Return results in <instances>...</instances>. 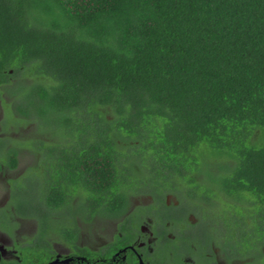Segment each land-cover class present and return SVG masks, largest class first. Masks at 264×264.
I'll return each instance as SVG.
<instances>
[{
	"label": "trees",
	"instance_id": "1",
	"mask_svg": "<svg viewBox=\"0 0 264 264\" xmlns=\"http://www.w3.org/2000/svg\"><path fill=\"white\" fill-rule=\"evenodd\" d=\"M0 100L41 133L36 163L8 180L9 223L40 225L23 260L76 195L69 241L78 218L122 217L131 195L179 189L200 204L215 187L231 216L193 205L198 223L228 261L264 264V0H0ZM5 139L0 173L24 143ZM28 171L43 183L33 201L17 194Z\"/></svg>",
	"mask_w": 264,
	"mask_h": 264
},
{
	"label": "flooded vegetation",
	"instance_id": "2",
	"mask_svg": "<svg viewBox=\"0 0 264 264\" xmlns=\"http://www.w3.org/2000/svg\"><path fill=\"white\" fill-rule=\"evenodd\" d=\"M11 192V181H8L6 195L9 207L7 204L0 209V264H30L23 260L22 250L37 237L39 221L35 217L14 214L15 225L9 223L6 214L13 212ZM79 197L74 196L71 203ZM129 200L122 217L105 219L96 216L102 224L115 221L109 236L104 237L97 230L96 236L102 239L90 244L81 238L78 226L74 229V241L66 240L67 231L50 232L45 236L49 242L45 248V245L35 246L38 250L32 257L33 264H241L235 260L228 261L214 244L196 253L197 246L187 242L193 240L192 229L199 224L195 219L196 213L192 206H184L175 193L167 191L160 197L141 193L131 195ZM20 219L35 223L34 233L21 237V240ZM121 230H124V235ZM115 235L120 240L115 239ZM85 249L93 255L86 253Z\"/></svg>",
	"mask_w": 264,
	"mask_h": 264
},
{
	"label": "rangeland",
	"instance_id": "3",
	"mask_svg": "<svg viewBox=\"0 0 264 264\" xmlns=\"http://www.w3.org/2000/svg\"><path fill=\"white\" fill-rule=\"evenodd\" d=\"M3 97V95H2ZM5 101L7 103H10L11 99L9 97H4ZM5 104L1 103L0 100V137L1 138H6L4 140L7 141H11L14 139H22L24 141L21 143H16L19 147H22L23 150H20L19 152V161H18V165L17 168L10 171V172H3L0 174V209L4 206H7L9 199H7V184H8V180H10L11 178L14 177H18L23 175L28 169L29 167H31L32 165H34L36 163V157L34 156V154L29 150L28 144H30V137L31 135H41L40 130H36V132H34V123H26L25 125L20 124L22 121L20 118H17L15 116H13V113L11 112V110H5ZM5 110V111H4ZM5 113V116H4ZM6 118L5 122L3 123L4 119ZM35 135V136H36ZM11 144V143H10ZM9 144V145H10ZM38 159V156H37ZM39 162V160H38ZM27 176V179H23L20 182H17L18 186L20 187V191H18V195H20L18 198L21 199L23 198L24 200H34V197L37 193L40 194V192L42 191V181L41 178L37 176V174L35 175L32 172H29L25 175ZM33 177L32 179H29V177ZM26 181H28V183L30 185H32L31 187H28ZM208 185V184H207ZM211 188L208 187V190L210 191ZM213 191L212 193V199L209 200L210 203L208 202H200L199 204V200L196 197L190 198V197H185V199L183 198L184 193L183 190H179L177 189L176 192L178 194V198H181V201H183V205L184 206H188L193 208L194 211L197 210V207L193 206V205H197L200 209L199 211H202L205 213L204 216L209 215H215V214H222V215H227L229 214V216H231L229 212L230 210V206H227L225 203V201H228L227 199H225L224 197L221 196V194L217 191V189L214 187V189H211ZM38 197V196H37ZM76 202V203H74ZM72 203H70L69 206L63 208L61 211H52L50 212V217L49 220H51L50 222H48L49 228L47 230V233L50 232H58L60 230V227L62 226V224H69L72 221V217L73 215H82L85 213V210H83V204H82V199L81 197L76 198V201H74ZM216 202V203H214ZM230 202V200L228 201ZM37 203V202H36ZM202 203V204H201ZM200 205H202L201 208ZM41 206V205H40ZM9 207V204H8ZM198 211V210H197ZM45 213V211H44ZM71 216V217H70ZM96 217L93 219L94 221L87 223L85 221H82L78 218V220L76 221L77 226L80 229V235L81 238L85 241H87L90 244H93V242L100 241L102 238L97 237L96 236V231L97 233L102 234L104 237L105 236H109L110 232H112V229L114 228V222L115 221H109V222H105L104 224H102L98 219H96ZM191 219H194V217L192 216ZM195 219L197 220L198 217L195 215ZM198 221V220H197ZM75 223V222H73ZM18 225L20 226V237L19 240H21V237L23 236H27L29 234H33L34 233V228H35V223L33 222V220H25V219H20L18 221ZM73 226V224H72ZM194 227L192 229V241L187 240L188 243L192 242L197 246L198 251H196V253H200L204 250H206V241L210 243V245H217L216 247H218L219 245L221 246L223 243V236H221L219 234V236L216 234L215 231L208 229V223H203V220H201V223L198 224L197 228ZM191 239V238H190ZM212 249V248H211ZM30 252L32 254H36V251L38 250L37 248H30L29 249ZM24 255L26 254V250H22Z\"/></svg>",
	"mask_w": 264,
	"mask_h": 264
}]
</instances>
